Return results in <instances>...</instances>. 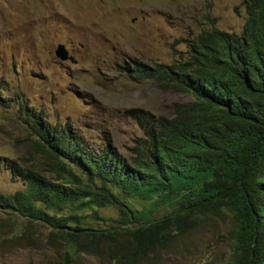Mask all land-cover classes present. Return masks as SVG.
I'll list each match as a JSON object with an SVG mask.
<instances>
[{
    "label": "trees",
    "instance_id": "1",
    "mask_svg": "<svg viewBox=\"0 0 264 264\" xmlns=\"http://www.w3.org/2000/svg\"><path fill=\"white\" fill-rule=\"evenodd\" d=\"M244 8L240 33L213 27L170 65L135 64L136 77L192 100L175 105L169 116L138 118L142 136L127 159L110 145L92 150L71 128L22 109L34 146L55 167L84 178L85 187L66 188L13 163L12 175L26 188L0 196V207L50 229L52 249L113 264H140L206 223L225 221L229 247L223 264H264V0H245ZM2 106L11 107V98ZM127 198L151 208L133 210ZM106 206L117 210L116 225L75 228L88 231L84 235L63 230L79 218L62 209ZM154 209L165 211L154 216ZM27 235L23 228L6 239L30 246Z\"/></svg>",
    "mask_w": 264,
    "mask_h": 264
},
{
    "label": "rangeland",
    "instance_id": "2",
    "mask_svg": "<svg viewBox=\"0 0 264 264\" xmlns=\"http://www.w3.org/2000/svg\"><path fill=\"white\" fill-rule=\"evenodd\" d=\"M244 1L0 0V196L26 188L17 173L12 175L13 163L36 170L51 183L85 187L84 178L55 167L34 146L22 109L40 114L52 126L71 128L92 150L110 145L127 159L134 140L142 136L138 118L169 116L175 105L192 100L136 77L135 64L170 65L191 40L213 27L240 33ZM59 44L72 61L56 58ZM6 98L12 100L8 109L2 106ZM123 201L133 210L151 208L138 199ZM164 211L154 209V216ZM60 213L79 218L63 230L81 235L88 231L75 228L101 231L118 219L113 206L72 207ZM23 228L30 234V246L6 239ZM49 230L0 207V264H113L106 257L67 256L52 249ZM228 231L229 222H208L140 264H223Z\"/></svg>",
    "mask_w": 264,
    "mask_h": 264
},
{
    "label": "water",
    "instance_id": "3",
    "mask_svg": "<svg viewBox=\"0 0 264 264\" xmlns=\"http://www.w3.org/2000/svg\"><path fill=\"white\" fill-rule=\"evenodd\" d=\"M57 59L60 61H72L73 58L69 55L64 45L59 44L54 52Z\"/></svg>",
    "mask_w": 264,
    "mask_h": 264
}]
</instances>
